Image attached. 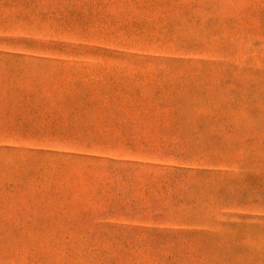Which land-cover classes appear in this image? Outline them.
<instances>
[{
  "label": "rangeland",
  "instance_id": "1",
  "mask_svg": "<svg viewBox=\"0 0 264 264\" xmlns=\"http://www.w3.org/2000/svg\"><path fill=\"white\" fill-rule=\"evenodd\" d=\"M0 264H264V0H0Z\"/></svg>",
  "mask_w": 264,
  "mask_h": 264
}]
</instances>
